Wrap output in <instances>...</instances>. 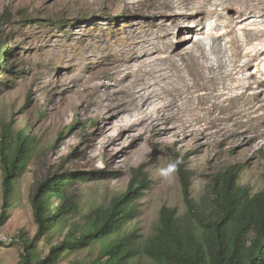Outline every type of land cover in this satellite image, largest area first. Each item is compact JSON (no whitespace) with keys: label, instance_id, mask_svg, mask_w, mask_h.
Masks as SVG:
<instances>
[{"label":"rangeland","instance_id":"374dc122","mask_svg":"<svg viewBox=\"0 0 264 264\" xmlns=\"http://www.w3.org/2000/svg\"><path fill=\"white\" fill-rule=\"evenodd\" d=\"M182 1L188 3L0 0V38L11 50L0 83V141L5 125L36 140V152L14 182L8 220L0 228V264H20L24 247L19 237L32 240L38 230L31 195L37 183L61 169L111 175L79 184L75 220L81 221L125 193L133 171L145 166L152 188L126 230L139 240L154 233L163 207L187 214L178 169L187 172L192 199L206 201L207 207L213 184L232 167L240 186L252 194L264 191L262 63L253 77L228 75V65L238 70L253 49L264 52V0L251 1L248 8L240 0H189L192 15L175 24L163 14V4ZM165 29L171 32L169 40L160 39ZM211 32L224 34L216 44L237 53H221L219 47L212 51L215 41L206 34ZM242 33L246 36L237 38ZM140 39L149 42L148 51L161 48V58L173 48L184 52L188 63L178 57L180 68L171 63L167 72L157 54L123 59ZM198 42L207 55L200 53ZM120 67L126 73L118 74ZM245 105L252 109L249 122L241 114ZM237 127L239 134H231ZM258 129L259 139H254ZM3 176L0 162V215ZM71 222L38 242L39 258L65 239ZM114 239L67 253L58 264H87Z\"/></svg>","mask_w":264,"mask_h":264},{"label":"trees","instance_id":"16d2710c","mask_svg":"<svg viewBox=\"0 0 264 264\" xmlns=\"http://www.w3.org/2000/svg\"><path fill=\"white\" fill-rule=\"evenodd\" d=\"M8 48L0 38V83L11 56ZM13 131L12 126H3L0 141L4 172L0 228L8 220L14 182L27 170L36 152L33 137ZM178 173L187 214L181 216L175 209L163 207L154 233L145 240L126 233L139 216V201L152 188L145 166L133 171L125 193L114 197L108 206L82 216L81 221L75 220L80 213L79 184L111 175L66 169L52 173L37 183L31 195L38 230L32 240L19 237L17 243L24 247L20 264H58L65 254L90 249L107 237L115 239L87 264H264V191L252 194L240 186L238 170L232 167L213 184L211 205L207 207L206 201L197 204L192 199L187 172L178 169ZM66 220L72 222L65 239L51 247L45 258H39L38 242Z\"/></svg>","mask_w":264,"mask_h":264},{"label":"bare ground","instance_id":"6f19581e","mask_svg":"<svg viewBox=\"0 0 264 264\" xmlns=\"http://www.w3.org/2000/svg\"><path fill=\"white\" fill-rule=\"evenodd\" d=\"M169 1V0H168ZM188 3H185V2H179V3H174V2H166V6H164L163 4V9L162 11H164V15L167 16V18H170L173 23L175 24H178L179 20L182 18V17H185V16H191L189 14V12H192V11H189V5H190V1L187 0ZM209 1V0H208ZM218 1V3H220L222 0H216ZM251 1H255V0H240L239 2H244L245 3V8H248V4L251 2ZM233 4H237V2H234ZM161 8V7H160ZM174 10V11H173ZM188 10V11H186ZM197 13H201V10H197ZM187 18V17H186ZM192 18V17H191ZM166 20V19H165ZM222 21H225V20H222ZM220 21V22H222ZM163 24V23H162ZM224 24H221L220 27H222ZM161 26V25H160ZM163 27V26H162ZM161 27V29H163ZM168 28V27H167ZM170 29V28H169ZM169 29H165L162 33L163 36L160 38L161 40H165L166 38H168L169 40V36H170V33H169ZM216 29V28H215ZM212 34H207V36L209 35L213 41H215V45H213V47L211 48V50L213 51L214 49L216 48H220L221 49V53L223 52H236L237 51H230V50H227V48L225 49L224 47H220L219 45H217V41L224 35V34H213L214 32H211ZM243 34V33H242ZM246 33H244L243 35H241V37H237L239 39L241 38H244L246 35ZM205 35V33H204ZM167 40V41H168ZM201 41V40H200ZM163 43L165 45H168V46H171L173 48L172 45H169L166 43V41H163ZM149 44V42L147 40H144V39H140L139 41H135V48L127 53L124 54V58H127L128 56H132L133 59H139V56L140 55H144V56H153L155 54H157V62H162V65L164 66L165 70L167 72H169L171 70V63L175 66H177L178 68H180V63L179 61L177 60L178 57L181 58V61L183 62V64H186L188 63V60L187 58L185 57L186 54H184V52H180V51H177L175 50L174 48L172 49L171 52H165L166 53V56H164L163 58L159 57L161 55H163V51L161 48L157 47V46H154L152 51H148L147 49V45ZM198 46L201 48V52L202 55H207L208 53H206V50L204 48V44L203 42L202 43H197ZM229 44V43H228ZM202 45V46H201ZM221 45V44H220ZM240 46L242 47H245L246 44H240ZM180 47V46H179ZM178 47V48H179ZM190 49V48H189ZM247 50V49H246ZM213 53V52H212ZM249 53V52H248ZM248 53H246V55H248ZM245 55V56H246ZM226 57L225 61H230V59L228 58V56H224ZM236 62V61H235ZM260 62V63H258ZM261 63H262V66H261ZM259 66H261V68L264 70V52L260 53V52H257L256 49H253L250 53H249V57L247 56V59L244 61V64L241 68H239L237 70V67H234V68H230L231 65H228L229 67V72H228V75H239V74H244L242 76H245L246 75V78H248L249 76L253 77L256 73H258V69H259ZM211 67V66H210ZM126 68H119L118 70V74H121V73H126ZM237 77V76H236ZM235 77V78H236ZM245 93H243L242 95H244ZM234 97L237 96V95H234L232 94ZM240 95V97L242 96ZM239 98V97H238ZM235 99V98H234ZM247 105H245L244 107V110L241 112V114H243V116L247 117L248 118V121L250 120L251 118V108L249 109H246ZM262 124H264V122H260ZM238 129L235 128L231 131V134L233 135H236V134H239L240 131H236ZM264 132V131H263ZM261 133V130L258 129V131L255 133L254 135V139H259V134ZM261 138V137H260Z\"/></svg>","mask_w":264,"mask_h":264}]
</instances>
